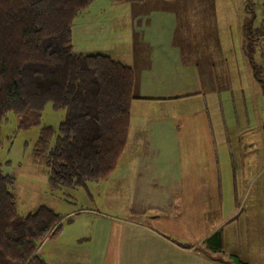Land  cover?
<instances>
[{
  "label": "crops",
  "instance_id": "crops-1",
  "mask_svg": "<svg viewBox=\"0 0 264 264\" xmlns=\"http://www.w3.org/2000/svg\"><path fill=\"white\" fill-rule=\"evenodd\" d=\"M143 1L107 0L110 11L121 2L128 14L120 38L131 55L135 99L119 167L105 180L119 171L135 196L120 202L122 213L111 217L100 249L82 248L95 242L82 236L71 246L81 258L55 248L57 258L62 264H264V35L255 32L248 52L243 32L257 1L262 13V0H219V40L215 0H172L151 9ZM99 4L91 2L84 15ZM151 27L164 38L153 39ZM116 40L119 35L108 44ZM218 91L219 98L231 94L236 117L232 132L219 123V172L206 108L176 111ZM219 115L225 119L224 108ZM209 238H215L211 249H203Z\"/></svg>",
  "mask_w": 264,
  "mask_h": 264
},
{
  "label": "trees",
  "instance_id": "trees-1",
  "mask_svg": "<svg viewBox=\"0 0 264 264\" xmlns=\"http://www.w3.org/2000/svg\"><path fill=\"white\" fill-rule=\"evenodd\" d=\"M93 1L0 0V125L10 112L38 119L48 103L65 110L54 144L52 128L43 127L33 154L45 163L51 188L107 179L127 144L132 68L73 51L72 24ZM258 30L261 23L245 20L248 52ZM14 184L0 169V264H46L39 246L59 236L64 216L46 206L20 215Z\"/></svg>",
  "mask_w": 264,
  "mask_h": 264
},
{
  "label": "rangeland",
  "instance_id": "rangeland-1",
  "mask_svg": "<svg viewBox=\"0 0 264 264\" xmlns=\"http://www.w3.org/2000/svg\"><path fill=\"white\" fill-rule=\"evenodd\" d=\"M100 1L101 4H99L98 7L93 6L92 9H94V12H90L86 16L84 13H88L89 10L87 9L74 20L72 30L74 29V32H76V22L83 16L85 18V20L82 19L80 22L81 27L78 33L74 34L73 51L106 54L122 64L129 66L131 63V55L124 50L123 40L120 38V33L123 32V27L128 22L125 19V15L126 18H128L127 11L124 8L120 9L121 2L117 9L110 11L107 0ZM169 1L172 0H144L142 3H147L142 7H148L149 9L165 8V5L168 4ZM214 2L219 40V0H215ZM125 6H127L126 3ZM100 9H104L105 12ZM258 9L259 6L257 1L255 11H253V13L249 12L247 15L254 28L258 27L261 21V14ZM224 12L229 14L226 16L231 22L234 21L235 16H233L232 10L225 9ZM160 15L163 16L162 13H160ZM158 22L160 23L161 21L158 20ZM165 23L168 24L166 20ZM153 28L154 27H151L152 31H150L153 39L156 40V36L164 38L162 34H158L160 31ZM234 33L238 34L237 31H235V27L233 28V35ZM262 34L264 35V32H262ZM114 35H119V42L116 40V42L108 44V41H110ZM162 38L157 40L162 44L157 47L160 50L166 47V44L162 43ZM161 60L162 53L159 54V62ZM221 93L222 98H219V91L216 93H208L204 98H202L200 94L198 98H193L188 102L189 104H185L187 107L188 105L191 106V109L185 110V106L176 109L177 114L180 115H185L187 110L207 109H204L209 123L208 126L207 121H205L207 125L206 129L207 132L212 130L213 133L218 172L220 155L219 123L223 125L224 122H227L231 127L229 130L231 132L234 131V127L236 128V126H233L236 117L231 94L229 92L228 94ZM261 101V107H264V98H261ZM219 108H224V120H222V117L219 115ZM64 118L65 110H55L52 104L48 103L45 105L41 117L38 119L35 117L30 118L28 115L19 117L10 112L0 125V169L4 174H8L15 179L12 191L15 195L18 213L20 215H25L39 206H46L65 217L62 223V231L59 236L46 240L39 246L38 255L47 264H62L61 258H57L58 249L55 248L64 249L63 251L66 254H71V258H81L79 257L80 253H77L78 250L74 251L76 245L73 247L71 246L82 236L95 237V242L82 245V248L100 249L103 244L102 238L111 225V217L118 216L119 218L122 213L120 202L123 203L125 200L130 201V198L135 196L133 190H130L125 184L122 185L119 171L114 177L110 176L111 178L107 181L100 180L88 182L84 187H50L46 165L42 160L34 158V149L39 139L41 128L43 127L52 128L53 134L49 139V147L54 144L55 133ZM250 121L253 120L250 118ZM179 143L181 146L184 144V142L182 143L181 141L176 142L177 145ZM183 166H188L187 163H184V158ZM107 182L110 184L108 188H106ZM69 213L73 214L66 216ZM217 224H219V221ZM213 240H215V238L211 240L209 238L210 244L207 243L208 241L202 244L203 249L207 248L206 245L208 246L207 249H211V241Z\"/></svg>",
  "mask_w": 264,
  "mask_h": 264
},
{
  "label": "built area",
  "instance_id": "built-area-1",
  "mask_svg": "<svg viewBox=\"0 0 264 264\" xmlns=\"http://www.w3.org/2000/svg\"><path fill=\"white\" fill-rule=\"evenodd\" d=\"M261 27L264 29V0H262V18H261Z\"/></svg>",
  "mask_w": 264,
  "mask_h": 264
}]
</instances>
